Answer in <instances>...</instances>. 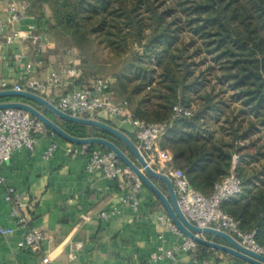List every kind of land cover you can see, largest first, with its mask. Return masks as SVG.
<instances>
[{
	"label": "trees",
	"instance_id": "16d2710c",
	"mask_svg": "<svg viewBox=\"0 0 264 264\" xmlns=\"http://www.w3.org/2000/svg\"><path fill=\"white\" fill-rule=\"evenodd\" d=\"M27 3L28 14L36 16L42 30L88 57L83 67L96 62L95 51L108 57L104 63L125 61L114 75L111 92L114 100L128 103L135 119L167 122L173 120L175 106L193 109L192 116L174 119L160 138V148L172 154L168 174L182 171L194 189L210 195L238 156L242 190L222 209L240 222L242 232L254 231L256 241L264 245V0ZM43 6L49 8L53 24ZM81 67L77 84L86 81ZM0 101L30 103L21 97ZM47 114L69 134L109 139L135 161L115 136ZM121 130L135 142L134 133ZM207 249L198 245L203 261Z\"/></svg>",
	"mask_w": 264,
	"mask_h": 264
},
{
	"label": "built area",
	"instance_id": "2783aa9c",
	"mask_svg": "<svg viewBox=\"0 0 264 264\" xmlns=\"http://www.w3.org/2000/svg\"><path fill=\"white\" fill-rule=\"evenodd\" d=\"M28 7L18 0H8L4 8H0V69L4 66H14L16 80L10 82L0 78V91L15 90L35 93L52 102L63 85V76L70 80L68 92L57 99L55 104L61 111L76 117L98 119L107 118L118 120L122 129L130 127L135 135V145L148 164L157 172L171 177L177 195L179 206L186 218L194 225L207 228L213 227L231 235L236 241L248 249L264 255V245L255 239V232L241 231L240 222L223 211L224 202L241 193L242 182L236 172L238 156H235L234 166L229 175L221 182L215 184L210 195H205L194 189L186 174L175 171L168 174L167 163L170 160V151L161 149L160 138L172 127V121L180 117L193 115L191 107L177 105L174 107L173 120L161 123H148L135 119L126 101H116L113 98L110 78H97L90 85L79 86L76 82L80 76L77 66L67 65L60 69L49 68L45 78L38 75V71L45 67L42 57L45 48L50 44V37L44 33L37 22L27 23L25 28H19L28 18ZM29 42L33 45L34 59L23 50L10 51L18 44ZM54 133L36 117L21 109L0 110V185L6 186L5 201L11 204V217L16 225L26 228L18 247L34 254L43 253V242L46 236L38 230L29 228L28 220L24 215L25 201L14 187L7 185V178L2 168L12 156L21 151H33L39 138H48ZM91 145L70 144L66 148L67 154L72 158L85 156L87 158L86 170L89 173L101 174L105 178L122 182V195L120 205L102 210L98 217L109 221L121 212V205L128 206L133 212L140 210V196L144 185L121 160L111 151L92 148ZM60 145L53 139L44 151V158L55 156ZM162 226L182 239V241L168 249L166 248L165 234L160 235L161 244L149 256V262L159 263L169 261L170 264H181L178 253L190 254V264H208L199 258L198 244L185 237L173 224L168 215L159 219ZM15 228L0 226V235L13 234ZM82 244L75 246L81 249ZM76 258L75 253L69 254V260ZM48 254H42V264H50Z\"/></svg>",
	"mask_w": 264,
	"mask_h": 264
},
{
	"label": "crops",
	"instance_id": "0c3cea01",
	"mask_svg": "<svg viewBox=\"0 0 264 264\" xmlns=\"http://www.w3.org/2000/svg\"><path fill=\"white\" fill-rule=\"evenodd\" d=\"M7 2L8 0H0V8H4ZM35 21L36 18L29 14L19 28H25L27 23ZM53 42L51 40L43 52L45 67L38 71L41 78L47 76L49 68L60 69L72 62L69 52L57 49ZM18 50L27 52L34 59L31 43L18 44L10 49L13 52ZM71 53L76 56V52ZM0 78L14 82V66L3 65ZM62 80L63 85L58 94L52 97L54 103L70 88V80L66 76H63ZM86 82L84 80L78 85H86ZM39 110L47 115L48 110L43 107ZM100 119L110 121L104 117ZM111 121L121 127L118 120ZM123 128L133 133L132 128ZM53 139L58 141L60 148L53 158L46 159L44 151ZM68 145V142L55 135L41 137L33 151L15 153L2 168L7 185L14 187L24 198V215L29 228L41 231L46 236L43 253L49 255L50 264H152L149 262V256L161 244L160 235L165 234V246L168 249L182 241L161 225L159 219L166 216L167 212L145 186L140 196L141 206L138 212L121 205L119 215L109 221L101 220L98 214L102 210L120 205L123 184L101 174L87 172V158L70 157L66 152ZM169 157L171 160V152ZM154 182L167 193L164 182ZM5 196L6 186L0 185V226L13 227L15 231L7 236L0 235V264H42L43 253L34 254L18 247L26 228L16 225L10 215L11 204L5 201ZM204 237L225 243L214 235ZM79 243L82 248L75 250ZM71 253L76 254L73 261L69 260ZM203 253L208 264H247L213 249H207ZM178 257L181 264H190L189 253L179 252ZM154 264L170 263L165 260Z\"/></svg>",
	"mask_w": 264,
	"mask_h": 264
},
{
	"label": "water",
	"instance_id": "95a60500",
	"mask_svg": "<svg viewBox=\"0 0 264 264\" xmlns=\"http://www.w3.org/2000/svg\"><path fill=\"white\" fill-rule=\"evenodd\" d=\"M7 97H21L40 104L46 110L50 111L59 118L81 125L98 128L121 140L135 157L133 161L124 151H122L114 142L103 137H75L65 131L62 127L52 121L44 112L34 107L30 103L24 102H0V110L4 109H21L29 112L32 116L40 120L52 133L56 134L66 142L76 145H97L102 146L113 152L121 162L135 174L143 185L152 192L164 207L167 215L173 224L183 233V235L199 246L213 249L224 254L230 255L247 264H264V255L256 253L240 244L228 233L213 227L201 228L192 224L183 214L177 199L174 185L171 177L164 173L155 171L142 156L131 138L121 129L112 126L102 120L76 117L61 111L55 104L47 99L28 91L2 90L0 99ZM154 180H160L165 183L167 193L163 192ZM205 235H214L221 238L225 243H219L206 239Z\"/></svg>",
	"mask_w": 264,
	"mask_h": 264
},
{
	"label": "rangeland",
	"instance_id": "374dc122",
	"mask_svg": "<svg viewBox=\"0 0 264 264\" xmlns=\"http://www.w3.org/2000/svg\"><path fill=\"white\" fill-rule=\"evenodd\" d=\"M18 1L24 5H27V7L30 8V6H28L27 0H18ZM42 11L45 12L46 18L50 20L51 24H53V20H51V12H50L49 8L47 6H43ZM34 12L37 15L40 14L39 9H35ZM32 16L36 18V16H34V15H32ZM48 35L50 37V42H51V40H53L54 41L53 43L55 44V46H57V49H60L61 51H64L67 53L69 52L68 54H69V56H71L72 62L67 64V65L77 66L78 69L81 70L80 67L82 66L83 58L85 59L88 57L87 56L83 57L81 52L77 48L67 45L65 43V40L58 41L56 39V37L53 35V33L48 32ZM71 52H76V56L72 55ZM95 53H96V55H95L94 59L92 60V62H95V61L96 62L92 63V65H87L85 67H83V66L81 67L84 69V72H85L84 76H85V79L87 81L86 85H90L97 78H110L113 80L114 75L123 69V66L125 63V61L116 62V63H104V60L105 59L108 60V57L106 55L101 54L100 52L95 51ZM74 57H76V59H73ZM77 58L79 61H77ZM67 65H65V66H67ZM29 102L31 104H33V101L29 100ZM41 107H43V106L40 105L37 108H41ZM44 110H45V108H44ZM47 116H49V114H47Z\"/></svg>",
	"mask_w": 264,
	"mask_h": 264
}]
</instances>
